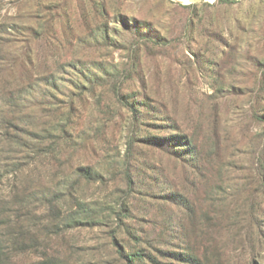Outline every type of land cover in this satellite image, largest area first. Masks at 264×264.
I'll return each mask as SVG.
<instances>
[{
	"label": "rangeland",
	"instance_id": "1",
	"mask_svg": "<svg viewBox=\"0 0 264 264\" xmlns=\"http://www.w3.org/2000/svg\"><path fill=\"white\" fill-rule=\"evenodd\" d=\"M234 1L199 2L194 10L199 30L213 29L211 20L215 29L226 28L224 36L197 32L204 51L198 54H204L194 55L184 51L185 40H177L193 13L181 7L188 0H110V27H123L119 19L128 15L170 25L173 41L160 55L138 50L130 58L132 52L106 45L87 46L86 52L112 64L139 59L141 79L169 105L174 114L170 126L179 128L154 133L176 135L178 141L188 135L196 155L187 144L177 148L178 161L140 143L137 152L130 151L121 134L126 118L110 85L86 91L85 116L93 119L96 131L82 143L67 145L60 155L66 167L57 168L54 160L44 165L42 155L21 146L31 144L28 135L12 133L20 144L13 151L16 158L0 167V264H131L127 255L135 253L142 256L134 264H264V9L248 11L264 7V1ZM98 17L97 22L90 0H0L5 37H14L11 29L40 23L83 30L104 26ZM232 23L244 27L235 25L231 35L227 27ZM16 35L19 39L25 33ZM21 43L0 45V56L12 64L2 75L27 74L24 59L14 61L29 51ZM34 55V72L52 68L56 73L54 60L50 67L44 62L46 47L39 49L40 58ZM27 111L21 115L25 112L30 123ZM34 125L43 129L40 119ZM47 135L43 147L53 143ZM10 148L2 139L0 150L8 155ZM134 153L140 164L155 168L142 165L132 172L138 182L129 187L123 166ZM81 162L103 170V177L59 192L57 184L71 177V163Z\"/></svg>",
	"mask_w": 264,
	"mask_h": 264
},
{
	"label": "trees",
	"instance_id": "2",
	"mask_svg": "<svg viewBox=\"0 0 264 264\" xmlns=\"http://www.w3.org/2000/svg\"><path fill=\"white\" fill-rule=\"evenodd\" d=\"M226 1L237 2L234 0ZM90 2L93 4L95 20L98 22V16L101 15L100 20L104 26L87 27L83 30L76 26L65 27L40 23V27L26 26L11 29V35L14 37H5L4 32H8V27L0 24V45L5 41L17 40V42H23V45H26L29 50L26 51V58L18 54L14 60L18 62L23 58V65L25 67L27 65V74L19 78L2 75L5 72L4 69L10 68L12 64H10L11 59L7 60L4 56H0V142L2 139L7 140L11 145L8 155L3 153L4 150H0V167L7 161L16 158L12 156L13 151H19L15 149L20 142L12 136L14 132L23 136L28 135L31 144L23 143L21 146L27 151H35L42 155L44 165L51 164L54 160L59 162L57 168L66 167L67 164L63 159L60 160V155L67 151V145L82 143L96 131L94 123L91 122L93 119L85 116V102H83L82 96L86 91L96 93V87L99 85H107L108 89L110 85L109 90L114 94L117 108H120L126 118V123L121 128V134L124 133V137L127 138L130 151L132 148L134 152H137V146L140 143L165 152L178 161L181 160V155H179L177 148L187 144L192 146L191 154L196 155L197 147L188 135H183V142L179 140L181 142L179 143L177 140L179 138L176 135L168 137L154 133L156 130L175 128L177 131L179 128L170 126L173 123L174 114L169 105L161 101L158 95L150 90L148 83L142 80L144 78L140 73L139 59L112 64L105 59H93L86 52L87 46L106 45L132 52L130 58L135 57V55L138 56L136 53L138 50L150 51L155 55L164 54L173 41L175 33L172 27L133 20L128 15H121L122 17L119 19L123 27H110L107 20V17L113 16L110 0H90ZM198 5L199 3L179 5L184 9H192L193 13L187 16L182 25L180 38L177 40H185L182 42L184 51L194 55L202 50L200 39L196 36L197 32L213 37L216 34L220 36L226 28L223 26L221 29L219 27V30L218 27L215 29V21L211 20L213 26L210 28L213 29L210 31L204 28L199 30L196 21L197 14L194 13ZM173 6L176 7L175 4ZM263 9L264 7H252L248 11L254 13ZM86 16L91 15L86 11ZM235 25L238 26L239 30L244 27V25L232 23L227 27L229 34L233 35L236 31ZM17 33H25V36L18 39ZM43 47H46L48 53L45 57L48 59H45L44 62L47 67H50L49 60H54L53 65L56 73H51L52 68L48 69L46 73H43L42 70L34 72L36 67L34 53L37 52L39 57V49ZM203 52L198 55L204 54ZM203 60L210 62L208 57H204ZM211 63L215 62L211 61ZM20 82L23 84H20L19 89L16 86L12 88L14 83ZM24 108L28 110L30 117L26 116L27 119L30 118V123L24 117L25 112L24 115H21ZM53 113L56 119L51 122L50 118ZM39 119L43 126L42 130H36L34 125L35 120ZM46 124L49 127L44 128ZM43 130L48 132V135L50 134L49 137L54 138L53 143L47 147H43L47 135L44 134ZM130 156L132 157L126 163L127 167L123 166L125 169L123 172L128 176L126 182L129 187H134L138 181L137 179L133 181L132 172L137 173L142 165L149 169L155 167L149 163L140 164L135 153ZM71 169L69 175L71 177L68 180L62 179L57 184L60 188L59 192L76 188L85 181L101 178L104 173L103 170L82 162L71 163ZM144 184L147 188L146 191H149L150 187L146 181ZM164 242V239L158 240L159 244ZM140 256H142L140 253H135L130 256L127 255V258L131 264H134V260Z\"/></svg>",
	"mask_w": 264,
	"mask_h": 264
},
{
	"label": "water",
	"instance_id": "3",
	"mask_svg": "<svg viewBox=\"0 0 264 264\" xmlns=\"http://www.w3.org/2000/svg\"><path fill=\"white\" fill-rule=\"evenodd\" d=\"M189 3H199L202 2L203 0H188Z\"/></svg>",
	"mask_w": 264,
	"mask_h": 264
},
{
	"label": "bare ground",
	"instance_id": "4",
	"mask_svg": "<svg viewBox=\"0 0 264 264\" xmlns=\"http://www.w3.org/2000/svg\"><path fill=\"white\" fill-rule=\"evenodd\" d=\"M209 1H214V0H209Z\"/></svg>",
	"mask_w": 264,
	"mask_h": 264
}]
</instances>
